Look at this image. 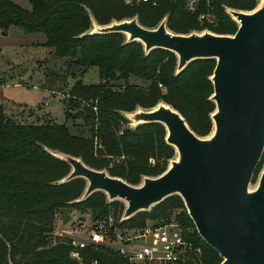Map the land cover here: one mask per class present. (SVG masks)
<instances>
[{"label": "trees", "instance_id": "obj_1", "mask_svg": "<svg viewBox=\"0 0 264 264\" xmlns=\"http://www.w3.org/2000/svg\"><path fill=\"white\" fill-rule=\"evenodd\" d=\"M27 1L30 10L0 0V30L16 27L27 34H41L46 39L44 46L53 50L54 57L68 60L82 74L96 67L100 82L84 85L72 73L75 83L68 92V106L78 110L82 107L76 114L83 120L88 136L73 134L64 124L12 122L0 106V264H128L104 246L86 249L78 262L71 258L67 240H57L53 245L50 235L56 213L67 208L88 211L93 223L107 225L113 219L111 230L120 232L142 230L147 223L173 219L182 226L186 240L201 252L199 260L189 253L185 264H221L218 254L197 234L179 196L123 220L125 204L109 202L102 192L79 201L86 182L80 178L64 182L71 167L57 156L78 158L89 168L138 186L145 177L162 175L175 150L166 144L162 125L139 124L130 129L126 113L138 107L153 108L161 100L184 118L197 137L213 130L215 104L209 100L213 94L209 78L216 65L214 60L194 61L177 73L174 54L161 49L145 53L140 43L127 42L119 33H91L92 20L103 27L135 18L142 27L155 29L166 17V27L173 34L207 29L227 36L234 35L237 27L225 8L251 11L255 0H197L194 13L186 8L189 0ZM201 16L213 17L217 26L208 27L206 23V28L200 27ZM130 78L149 85L133 86ZM119 81L124 84L116 89L114 83ZM65 117H69L67 112ZM263 161L264 153L255 175ZM171 212L177 217L172 218ZM186 230L192 232L187 234Z\"/></svg>", "mask_w": 264, "mask_h": 264}, {"label": "water", "instance_id": "obj_2", "mask_svg": "<svg viewBox=\"0 0 264 264\" xmlns=\"http://www.w3.org/2000/svg\"><path fill=\"white\" fill-rule=\"evenodd\" d=\"M229 14L238 24L232 36L177 35L167 29L166 20L147 29L135 18L91 32L122 34L127 42L140 43L145 53L168 51L177 58V73L194 61L214 60L210 100L215 111L208 139L197 137L176 110L159 104L133 116L137 124L162 125L166 144L177 154L159 177H145L132 186L78 158L57 157L71 167L64 182L77 178L86 182L79 201L102 192L109 202L125 204L122 219L127 220L179 196L197 234L221 264H264V169L257 187L249 190L264 153V0L251 13Z\"/></svg>", "mask_w": 264, "mask_h": 264}, {"label": "rangeland", "instance_id": "obj_3", "mask_svg": "<svg viewBox=\"0 0 264 264\" xmlns=\"http://www.w3.org/2000/svg\"><path fill=\"white\" fill-rule=\"evenodd\" d=\"M9 1L25 10H30L31 8L27 0ZM255 2L256 5L251 11L225 8V13L229 16L230 10L251 13L261 5L262 0H255ZM197 4V0H189L186 8L191 11V13H194L197 10ZM230 18L238 28V24L231 16ZM165 20L166 17L161 21ZM198 21L200 27L206 28V23L209 25L208 27L217 26L214 22L216 20L213 19V17L210 18V16H206L204 19L199 17ZM201 21H204V23ZM91 28V32L97 31L99 25L92 20ZM207 32L211 33L210 31H207V29L193 33L203 34ZM125 38L127 39L126 36ZM45 42L46 39L41 34H27L16 27H11L6 31L0 30V106H2L7 119L12 122L25 125L64 124L73 134L88 136L87 129L83 125V120L78 118L76 114L77 112L79 113V111H82V107L78 110L72 106H68V92L75 83L72 73L77 79H81L84 85H96L100 82L98 69L93 67L88 69L86 73L82 74L80 70L70 66L68 60L54 57L53 50L44 46ZM129 83L140 88H147L149 85L148 82L135 78H130ZM123 84L124 83L121 81L114 83L116 89H120ZM159 88L162 89L163 93L165 92L163 87L159 86ZM159 104L166 103L160 100L153 108L143 109L138 107L132 113H126L125 116L128 120V128L132 129L139 125L133 119V116L136 113L152 110ZM65 112L69 114L68 119L65 117ZM211 135L212 131L209 135L199 138L208 139ZM99 150L101 149L99 148ZM176 159L177 154L175 152L174 157L169 160L167 168L169 167L170 162ZM149 162L151 164L154 163L153 159H150ZM263 169L264 161L262 162L258 173L254 175L249 190L252 191L257 187ZM169 215H171L172 218L177 217L175 212H171ZM113 225L115 226V222ZM113 225H110L109 222L107 225L103 222L93 223L88 211L82 212L67 208L57 211L53 233L70 231L79 234L101 229L103 233L109 232L107 233V236L110 239L107 237L104 240L105 242H111L113 237L116 242H119L120 237H131L135 234L137 235V233L141 231L124 230V232H120L116 228L111 230L110 227H113ZM186 231L187 234L192 232L191 230ZM53 233L51 235H53ZM51 235V243H53L54 238ZM189 253L195 255L197 260L200 259L201 252L195 253L194 251H190ZM189 253L187 254L184 264L189 262ZM80 260H78V262H80Z\"/></svg>", "mask_w": 264, "mask_h": 264}, {"label": "built area", "instance_id": "obj_4", "mask_svg": "<svg viewBox=\"0 0 264 264\" xmlns=\"http://www.w3.org/2000/svg\"><path fill=\"white\" fill-rule=\"evenodd\" d=\"M200 18L204 19V16ZM108 222L114 224L113 219ZM107 233L96 229L79 234L70 231L54 232L51 236L54 238L53 245H56L57 240H67L72 249L70 256L76 261L81 259L80 253L86 249L99 246L111 249L128 264H182L190 251L200 252L186 240L182 226L173 219L169 222L147 223L137 235L120 237L119 242L114 237L111 242H105Z\"/></svg>", "mask_w": 264, "mask_h": 264}]
</instances>
